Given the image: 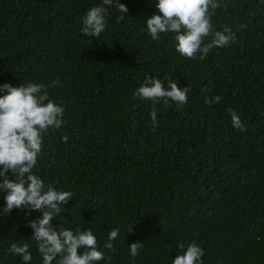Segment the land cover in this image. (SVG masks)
I'll use <instances>...</instances> for the list:
<instances>
[{"label": "trees", "instance_id": "obj_1", "mask_svg": "<svg viewBox=\"0 0 264 264\" xmlns=\"http://www.w3.org/2000/svg\"><path fill=\"white\" fill-rule=\"evenodd\" d=\"M157 2L120 0L125 19L109 7L107 29L89 37L82 18L102 0H0V84L44 83L66 109L33 169L73 193L51 223L92 230L110 257L97 264H172L178 245L193 241L203 264H264V0H218L213 27L236 39L204 59L181 56L173 33L151 39ZM167 76L190 86L188 103L157 104L153 130L152 102L134 93L147 77L167 87ZM229 108L247 131L233 127ZM26 212L0 215V264H24L9 251L24 242L30 264H43L28 225L42 212ZM135 242L143 247L133 262Z\"/></svg>", "mask_w": 264, "mask_h": 264}, {"label": "clouds", "instance_id": "obj_2", "mask_svg": "<svg viewBox=\"0 0 264 264\" xmlns=\"http://www.w3.org/2000/svg\"><path fill=\"white\" fill-rule=\"evenodd\" d=\"M219 6L218 0H158L155 5L157 11L146 21V30L153 41L160 40L162 34L173 33L176 50L181 56L204 59L214 47L227 46L236 39L228 27L222 31L214 29L212 14ZM109 7L121 13L118 21H123L124 13L129 11L120 0H102L83 16L81 32L89 37H100L108 27ZM209 37L210 42H206ZM166 79L167 87L161 79L147 77L134 93L137 99L152 102L150 117L153 130L158 127L157 104L171 106L170 102H173L180 109L188 103L190 86L181 88L171 76ZM0 93V192L4 193L6 205L0 215H10L14 209L27 210L28 216L32 211L42 212V216L28 221V225L34 230L32 240L38 245L43 264H53L54 260L57 264H97L110 258L100 250L92 230L79 227L75 231L63 227L57 230L53 226L51 222L73 200V193L45 184L33 172L42 152L44 135L49 129L59 130L65 123L66 109L62 102L50 99L44 83L31 81L19 86L0 84ZM220 101L219 95L205 99L207 104ZM228 111L233 127L247 131L236 111L231 108ZM62 139L66 143L68 137ZM9 173L14 178H9ZM119 231L118 228L111 230L105 249L115 251L113 241ZM142 247L143 242L131 244L129 250L133 262ZM29 248L28 242L12 243L9 251L21 256L24 264H30L33 257ZM178 250L183 251L172 259V264H203L204 249L196 242L189 243L186 248L179 244Z\"/></svg>", "mask_w": 264, "mask_h": 264}]
</instances>
